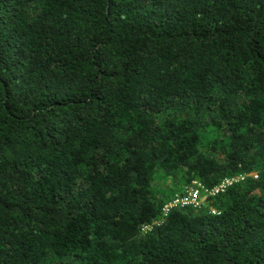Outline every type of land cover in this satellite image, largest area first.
I'll use <instances>...</instances> for the list:
<instances>
[{
  "label": "trees",
  "instance_id": "16d2710c",
  "mask_svg": "<svg viewBox=\"0 0 264 264\" xmlns=\"http://www.w3.org/2000/svg\"><path fill=\"white\" fill-rule=\"evenodd\" d=\"M0 264H264V0H0Z\"/></svg>",
  "mask_w": 264,
  "mask_h": 264
},
{
  "label": "built area",
  "instance_id": "2783aa9c",
  "mask_svg": "<svg viewBox=\"0 0 264 264\" xmlns=\"http://www.w3.org/2000/svg\"><path fill=\"white\" fill-rule=\"evenodd\" d=\"M245 173H239L235 176H225L218 183L212 187L205 186L200 180L192 179L189 183L182 186L180 192L176 193L171 200L165 203L162 207V215H166L171 209L174 208H201L208 200L210 196L217 195L225 191L229 186L233 185L234 182L243 180ZM253 177H257L256 173L250 174ZM212 212H216L215 209L211 208ZM151 226L144 225L142 230H147Z\"/></svg>",
  "mask_w": 264,
  "mask_h": 264
},
{
  "label": "rangeland",
  "instance_id": "374dc122",
  "mask_svg": "<svg viewBox=\"0 0 264 264\" xmlns=\"http://www.w3.org/2000/svg\"><path fill=\"white\" fill-rule=\"evenodd\" d=\"M155 185L159 188H164V187H171L173 186V182L171 180V178H167V179H161L158 175H156L155 181H154ZM182 184H179L178 186V190L177 193L182 189Z\"/></svg>",
  "mask_w": 264,
  "mask_h": 264
}]
</instances>
